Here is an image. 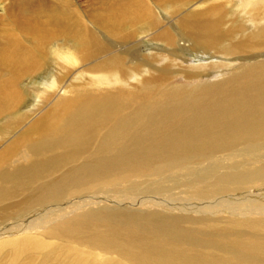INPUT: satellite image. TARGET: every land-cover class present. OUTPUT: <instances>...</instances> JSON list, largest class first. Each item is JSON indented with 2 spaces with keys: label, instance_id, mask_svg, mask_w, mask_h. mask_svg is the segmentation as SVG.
Returning <instances> with one entry per match:
<instances>
[{
  "label": "bare ground",
  "instance_id": "1",
  "mask_svg": "<svg viewBox=\"0 0 264 264\" xmlns=\"http://www.w3.org/2000/svg\"><path fill=\"white\" fill-rule=\"evenodd\" d=\"M51 64L0 135V264H264V0H0V116Z\"/></svg>",
  "mask_w": 264,
  "mask_h": 264
},
{
  "label": "rangeland",
  "instance_id": "2",
  "mask_svg": "<svg viewBox=\"0 0 264 264\" xmlns=\"http://www.w3.org/2000/svg\"><path fill=\"white\" fill-rule=\"evenodd\" d=\"M156 11L158 12V14L160 15V17H158V19L160 20V21H164L163 20V18L165 17V15H166V12L161 8V7H158V8H156ZM187 57L190 59V60H192V63H199V61L197 60L198 59V57H197V55L196 54H193V55H187ZM196 57H197V59H196ZM210 59H208V61H209ZM51 67H47L44 71H39L40 73H38L37 75H35V76H33V77H31V78H29V77H26V76H24L23 78H24V80L22 79V82H21V86H22V88L24 89V92H25V94H27V98L25 99V101L23 102V104L21 105V107H19L16 111H14L13 113H10V114H7V115H5V114H1V116H0V129L1 128H4V127H8V128H4V129H1V131H0V135H5L4 133H6V135L8 134V135H11L13 132H14V130H17L19 127H20V125H17L16 127H12L13 126V124H14V126H15V121H16V119H15V117L16 116H19V115H23V113H31L30 112V109L29 108H31V106L35 103L34 101L36 100V98H35V94L32 92V89H31V87H32V85L33 84H38V83H40L42 80H46V79H48L49 77H50V73L51 72H49V71H51L50 69H52V66H53V64H51L50 65ZM42 72V73H41ZM215 74H217V72H209V74L206 76V77H204L202 80H203V82H209V81H214V80H217L218 78H220L221 76H219V75H215ZM26 77V78H25ZM205 79V80H204ZM194 83H196V82H194V81H189V82H185L183 79H181V77L180 76H175V77H171V79H169V81H167L166 82V85L167 86H169V85H176V84H187V85H192V84H194ZM2 115H3V117H2ZM17 118V117H16ZM12 121V122H11ZM25 121H27V119H25L24 120V122ZM8 122V124H6ZM12 123V124H11ZM10 124V125H9ZM21 124V123H20ZM4 125V126H3ZM6 125V126H5ZM12 125V126H11ZM11 126V127H10ZM15 128V129H14ZM7 129V130H6ZM7 131V132H5V131ZM3 131V132H2ZM5 135V136H6ZM95 146V143H94V145H93V147ZM13 151H15V150H13ZM96 222V221H95ZM182 223L184 224H181V226H183V227H187V225H186V222H185V220H183L182 221ZM97 227H99V229H102V225H100V224H98V225H96ZM95 226V227H96ZM160 229H163L161 226L159 227ZM88 230V229H87ZM89 231V230H88ZM226 251H228L227 249H225V248H221V247H218V248H216L215 249V253L216 254H225V252ZM227 253V252H226ZM10 259H11V257H10V255H8L7 257H6V262L7 263H9L10 262Z\"/></svg>",
  "mask_w": 264,
  "mask_h": 264
}]
</instances>
